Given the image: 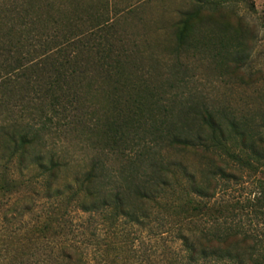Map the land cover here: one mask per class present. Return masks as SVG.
Wrapping results in <instances>:
<instances>
[{
  "label": "trees",
  "instance_id": "obj_1",
  "mask_svg": "<svg viewBox=\"0 0 264 264\" xmlns=\"http://www.w3.org/2000/svg\"><path fill=\"white\" fill-rule=\"evenodd\" d=\"M225 1L191 0L180 10L172 25V52H203L239 76L250 31L241 16L231 22ZM75 4L62 0L57 12L48 0L0 4V107L8 113L19 105L29 118L0 122L9 160L32 167L51 190L63 164L40 150L47 125L36 116L67 121L73 115L68 125L83 123L87 83L89 90L105 92L107 102L102 114L91 111L87 128L98 137L93 149L114 156L116 165L90 157L86 170L66 187L78 208L100 215L110 235L121 224L147 228L155 222L157 264H264V177L256 176L264 174V115L237 116L229 107L203 101L175 115L173 103L156 98L147 85L142 92L138 77L126 71L130 49L108 17L92 19ZM171 149L198 155L199 170L171 159L166 154ZM241 168L254 176L253 188L223 197L232 182L242 181ZM1 182L8 190L19 185L6 177ZM53 192L59 194V187ZM57 248L60 264H89L75 242Z\"/></svg>",
  "mask_w": 264,
  "mask_h": 264
},
{
  "label": "rangeland",
  "instance_id": "obj_2",
  "mask_svg": "<svg viewBox=\"0 0 264 264\" xmlns=\"http://www.w3.org/2000/svg\"><path fill=\"white\" fill-rule=\"evenodd\" d=\"M5 1L0 0V4ZM48 1L57 12L56 7L62 0ZM225 2L232 11L231 22L235 24L236 16H241L250 31L251 40L239 76L226 73L203 52L178 56L172 52V25L179 11L188 8L191 0H76L75 6L81 14L87 11L92 19L98 15L108 17L116 36L130 49L132 62L126 65V71L138 77L142 92L147 85L155 91V97L163 95V99L173 103L175 115L185 105L203 101L209 106L229 107L237 116L258 118L264 115V0ZM85 85L82 88L83 123L68 125L73 115L67 121L56 116L50 121L36 116V122L41 119L47 125L40 150L44 155L54 154L63 164L60 178L51 190H46L43 178L35 177L32 167L19 168L16 158L9 160V150L3 147L0 135V184L3 177L19 182L14 190L0 188V264H60L57 247L65 241L75 242L89 264H157L160 258L155 222L147 228L121 224L118 234L110 235L100 226V215L78 208L77 200L66 188L82 175L93 155L116 165L114 156L94 151L98 137L87 128L92 109L102 114V107H107L106 93L97 88L89 90ZM7 118L29 119L27 111H22L19 105L8 113L0 107V122L8 124L4 120ZM166 154L186 163L191 170L198 171L202 165L199 156L192 153L171 149ZM32 157L28 156L26 162ZM240 172L242 181L232 182L223 197L231 199L253 188L254 176L243 168ZM256 176L264 177V174ZM55 186L60 189L57 195L53 194ZM42 226L45 229L41 231ZM108 240L110 246H104Z\"/></svg>",
  "mask_w": 264,
  "mask_h": 264
}]
</instances>
